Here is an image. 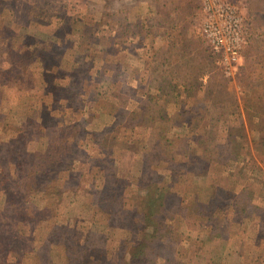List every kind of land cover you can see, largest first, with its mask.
Returning a JSON list of instances; mask_svg holds the SVG:
<instances>
[{
    "label": "rangeland",
    "instance_id": "1",
    "mask_svg": "<svg viewBox=\"0 0 264 264\" xmlns=\"http://www.w3.org/2000/svg\"><path fill=\"white\" fill-rule=\"evenodd\" d=\"M205 1L0 0V174L42 179L0 189V264L127 260L148 191L167 194L155 264H264V0H218L242 20L230 65ZM107 186L129 213L102 211Z\"/></svg>",
    "mask_w": 264,
    "mask_h": 264
},
{
    "label": "trees",
    "instance_id": "2",
    "mask_svg": "<svg viewBox=\"0 0 264 264\" xmlns=\"http://www.w3.org/2000/svg\"><path fill=\"white\" fill-rule=\"evenodd\" d=\"M146 112L140 113V114H135V116L132 118V120H135L134 123H136L137 121L140 123V121L142 122H146ZM166 118V121L168 122V118ZM170 119V118H169ZM148 121V120H147ZM137 122V123H138ZM38 126H41V124H39ZM24 127L21 129H18V134H17V138L22 137V135H24ZM50 138V137H49ZM229 139V138H228ZM112 142V141H111ZM62 143H65L63 141H60V143L57 141L56 138L51 137L48 141L47 147H46V153L48 154V157H53L54 159L57 157L61 158V156H65L64 153H62L61 149H62ZM74 146V143H73ZM74 148V147H73ZM20 153H23L24 155H26L24 153V151L21 150H16V155L17 158L20 155ZM72 154V156H75V152L74 150H72V152H70ZM67 154H69V152H67ZM25 158V157H24ZM20 159V162L17 161V168L18 167H23L25 168V170L28 169V167L30 166V162L26 159ZM3 160V158H2ZM10 160V157H5L4 161H5V167L8 169V162ZM71 161H73V158L71 159ZM61 162L60 167H68L69 163L65 162L63 163ZM20 164V165H18ZM32 166H41V163H39V161H35L32 163ZM70 167V166H69ZM43 168V167H42ZM30 169H28L27 171H29ZM46 169L44 168V171ZM43 171V172H44ZM7 177L2 179V174H0V189H12V188H8V185L14 182V186L15 187L14 191L12 192V194H14L16 192V195H21L22 192H25V189H29V190H34V191H38L40 189L39 186H41L42 183V179L37 178L35 179L37 181V186L34 184V182H32L31 184H33L35 187L33 189H31L30 187H28V181L31 179V176L28 175L26 177V179L24 180L23 178H21L19 181L18 179H14L12 180L11 183H9L7 181V179L10 178L9 174H6ZM3 180V181H1ZM4 184V185H3ZM6 184V185H5ZM152 184V183H151ZM155 189L154 191H156L162 184H154ZM169 189V185H167ZM157 188V189H156ZM161 189V188H160ZM163 189V188H162ZM166 191H161L160 195H154V194H150V192L148 191V193L141 199V211L142 212V218L139 217L138 219V223L143 224V231H142V235L141 237L134 243V245H132L130 251H129V258L126 260H122L119 261L116 264H155V262L151 259V254L152 252L155 250V239L156 238H160L158 237L159 234L162 233V223L163 221H161L159 219V211L161 212V209L166 206ZM121 202L119 201V199L116 198L115 193L112 191V187L107 186V188H105V190L101 191V195H100V208L102 209V211L109 213V214H114L116 215L118 212H121V215L124 216V214L129 213L128 210L122 208L121 210H119L121 208L120 206ZM140 213V211L138 212ZM0 214H1V210H0ZM28 217V213L25 214ZM128 224H130V221H128ZM9 226V215H0V232H5L6 236L2 237V240L0 238V245L2 246V250H4V246L3 244L6 243H11L13 240H15V236L14 234H11L7 228ZM16 231H18V229H16ZM164 232V231H163ZM166 233V232H165ZM163 233V235L165 234ZM18 245H20V242L17 243ZM0 261H1V251H0Z\"/></svg>",
    "mask_w": 264,
    "mask_h": 264
},
{
    "label": "built area",
    "instance_id": "3",
    "mask_svg": "<svg viewBox=\"0 0 264 264\" xmlns=\"http://www.w3.org/2000/svg\"><path fill=\"white\" fill-rule=\"evenodd\" d=\"M204 30L214 48L221 50L227 64L237 61L242 46L241 17L235 8L218 0L205 1ZM228 74L232 68L228 67Z\"/></svg>",
    "mask_w": 264,
    "mask_h": 264
}]
</instances>
